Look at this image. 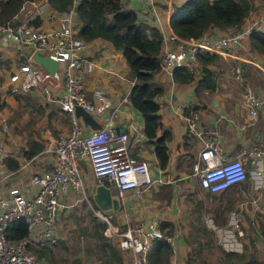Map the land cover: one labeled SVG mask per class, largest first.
Returning <instances> with one entry per match:
<instances>
[{
	"label": "built area",
	"instance_id": "2783aa9c",
	"mask_svg": "<svg viewBox=\"0 0 264 264\" xmlns=\"http://www.w3.org/2000/svg\"><path fill=\"white\" fill-rule=\"evenodd\" d=\"M45 12H49L51 18L57 16L55 26L39 27L38 22ZM72 12L73 5L66 11H57L46 0H23L16 12L0 22V40L46 55L58 63L57 68L49 73L27 55L8 74L6 81L0 83V97L5 93H28L38 88L45 99H50L51 88L61 84L62 92L55 97V102L69 115L67 133L41 149L52 154L53 162L48 168L38 169L34 164L41 151L30 156L20 155L19 161L13 157L17 166L8 167L5 158L11 155L0 143V264H46L28 250L27 245L39 247L42 243L54 241L60 211L79 199H85L92 213L106 223V232L116 236L118 248L131 254V264H145L151 240L163 236L161 221L154 218L144 224L111 230L109 214L94 205L80 174L79 159L86 158L95 184L112 185L119 203L137 196L154 180L148 174L146 161L130 154L126 133L114 132L105 124L89 130L84 136L82 125L73 114L74 107L80 106L95 119L96 113L109 106V102L100 92L95 96L101 101L99 106L92 105L86 97L84 79L94 63L84 55L86 41L76 35ZM251 30L264 33V12L240 29L215 39L205 36L180 38L174 34L170 38L172 46L160 56L159 67L167 72L176 67L194 72L198 49L218 53L222 49L223 52L235 49ZM234 77L241 78L238 66L234 67ZM241 100L250 117H254L256 108L264 104V96L256 94L249 86L243 89ZM181 118L187 135L202 143L191 169L201 189L221 192L247 179L255 188L262 185L264 140L258 146L242 147L235 155L225 156L211 138L216 131L199 124L196 110L189 109L181 114ZM0 127L6 129L4 120L0 121ZM66 192L75 195L69 204L61 197ZM77 192L80 195L77 196ZM14 218L22 219L26 227V235L19 240L5 237L6 224ZM227 223L226 227H214L217 242L223 249L239 250L243 230L235 210L228 213ZM165 240L173 246L171 235L165 236Z\"/></svg>",
	"mask_w": 264,
	"mask_h": 264
},
{
	"label": "crops",
	"instance_id": "0c3cea01",
	"mask_svg": "<svg viewBox=\"0 0 264 264\" xmlns=\"http://www.w3.org/2000/svg\"><path fill=\"white\" fill-rule=\"evenodd\" d=\"M182 1L121 0L123 6L132 9L139 20L159 30L162 36L161 54L172 46L170 38L174 33L168 23L171 6L180 4ZM252 3L253 12L251 11L252 13L250 12L244 19L241 26L246 25L255 12L261 11L257 2L252 0ZM72 20L74 24L78 23L74 9ZM56 22L57 16L51 18L49 12H45L38 25L47 29L55 26ZM229 31L230 28L212 27L205 30L201 36L215 39ZM27 49L21 48L13 42L0 40V83L6 81L8 74L15 70L18 63L28 55ZM203 51L208 52L203 49H198L197 52ZM208 53H214L217 56L212 63L206 64L216 81L213 89L196 87L194 80L187 83L176 82L172 77V71L175 68L167 72L159 67L162 74L158 78L154 77L156 82L158 79L160 80L157 86L161 88L156 96L161 123V126L156 129V134H160L163 128H166L170 133L166 142L167 162L163 167H160L153 154L152 140L147 138L142 131V116L128 101V93L134 78L129 74L128 66L121 52L115 49L109 41L100 38L87 41L84 50V55L91 58L94 63L93 69L85 75L84 79L86 97L92 105L99 106L101 101L97 100L95 96L100 92L109 102V106L103 107L96 113V121L101 126L109 125L114 132L129 134L127 145L130 154L146 161L148 174L152 180L154 179L146 189L137 196L128 197L120 202L119 209L109 214L110 229L120 230L129 225L144 224L154 218L160 221L164 220L169 224L167 226H170L171 237L174 240V244L171 246V264H183L184 257L190 251L184 242L185 218L193 204L185 202V196L203 190L198 186L196 178L191 173L192 164L202 143L187 135L181 114L185 113V110H196L199 124L205 129L216 131V135L211 138L216 141L221 154L225 156L235 155L242 147L258 146L264 140V104L256 108L254 117H250L241 100V93L245 86L253 88L254 92L256 90V94L264 96V52L251 48L247 35H245L235 49L225 52L222 49L220 53ZM235 66H238L241 72L239 79L234 77ZM195 67V74H198L200 68L198 60ZM61 92L62 88L59 84L51 88L50 99H45L38 88H34L28 93H20L21 97L17 96L19 94L5 93L0 97V100L6 104L0 107V121L4 120L6 115L19 105L23 109L18 117L22 121L23 129L19 128L16 131L18 135L15 137L23 139L24 142L28 138L39 142L42 149L59 135L66 134L69 129L68 113L59 109L55 102V97ZM18 100L21 101L17 103ZM113 108L115 109L113 110ZM77 120L82 125V132H86L88 127L82 123L79 117ZM27 123L33 124L28 132L25 130ZM41 140H45L46 143ZM23 147L25 148V145ZM9 152L6 151L19 161V156L22 155L19 148ZM52 162L51 152L41 151L34 164L38 169H44L51 166ZM79 169L82 180L85 181L84 184L89 189L92 184H95V181L86 158L79 159ZM262 186H264V181ZM229 189H234L235 194L241 199L239 206L244 207L248 202L249 206H256L257 211L264 212V196L259 198V190L251 185L249 179L227 190ZM111 193L116 196V190L115 193ZM202 193H205L207 198L217 194H210L206 190H203ZM61 197L65 203L69 204L75 195L66 192ZM197 198L206 203L204 197L198 196ZM65 210L67 209L64 208L62 211ZM237 217L239 220L238 213ZM227 224L226 220L224 226L226 227ZM239 225L241 227L240 222ZM111 236L115 237L116 243V236L114 234ZM254 236L258 237L256 233ZM242 238L243 236L240 238L241 243L245 242ZM258 240H261V244L263 243L262 238L258 237L255 241L256 244ZM119 251L123 264H131V254L120 249Z\"/></svg>",
	"mask_w": 264,
	"mask_h": 264
},
{
	"label": "trees",
	"instance_id": "16d2710c",
	"mask_svg": "<svg viewBox=\"0 0 264 264\" xmlns=\"http://www.w3.org/2000/svg\"><path fill=\"white\" fill-rule=\"evenodd\" d=\"M21 1L23 0H0V22H3L16 12ZM46 1L52 9L57 11H66L73 5L78 20V23L74 24L78 37L86 42L95 38L109 41L115 49L121 52L134 76V82L128 93V101L140 112L142 116V131L147 138L152 140L153 154L158 166L163 167L167 162L166 142L170 137V133L166 128H163L160 134H156V129L161 126L158 115V103L156 101V96L161 91V88L148 83L152 72L159 67L162 41L159 30L139 20L132 9L123 6L121 0H76L74 4L73 0ZM252 7V0H183L180 4L171 6L168 23L172 32L180 38H199L205 30L212 27L230 28L229 33H231L240 29L244 19L252 11ZM254 10L256 11V8ZM263 12L264 5L261 11L255 12L250 18L253 19L254 16L256 17ZM247 40L251 48L264 52L263 32L251 30L247 33ZM195 57L200 64L198 74L184 67H176L172 71L173 79L178 83H187L194 80L196 87L213 89L216 81L206 64L216 60V54L203 51L196 52ZM135 80H138V82ZM4 105V101L0 100V107ZM40 149L41 144L39 142L28 138L25 142V148H22V155L30 156ZM5 162L10 168L17 166V161L12 156H7ZM91 214L100 221H93L94 228L92 229L97 239V242L94 241L93 245L102 250L105 257L104 264H123L117 244L109 241L108 237L101 232L106 227V223L93 213ZM91 219L94 220L93 218ZM167 224L164 220L160 222L163 236L151 240L149 249L146 252L145 264H171L172 247L165 240V236L171 235V228ZM196 229L209 234V236L211 234L205 226ZM86 230V226L79 227V231L82 233H86ZM255 233L264 241V212L262 220L258 222V228L252 236ZM25 235L26 227L22 219L14 218L8 221L5 227L6 238L19 240ZM242 236L245 245L247 238L245 239L244 233ZM252 236L248 237L247 240L249 248L255 245ZM56 239L43 243L34 249L30 245H27L26 248L36 257L43 259L45 246L54 244ZM184 242L191 251L190 241L187 236H184ZM200 245L201 243L197 241L198 248ZM88 248L89 246H85L86 250ZM193 260L194 258L188 253L184 258V264H196ZM76 262L77 260L72 261V263ZM46 264L49 263L47 262ZM218 264H264V259H258L253 252L247 253L245 249L234 251L221 248Z\"/></svg>",
	"mask_w": 264,
	"mask_h": 264
},
{
	"label": "rangeland",
	"instance_id": "374dc122",
	"mask_svg": "<svg viewBox=\"0 0 264 264\" xmlns=\"http://www.w3.org/2000/svg\"><path fill=\"white\" fill-rule=\"evenodd\" d=\"M254 2H257L259 7L261 8L264 5V0H254ZM128 70L129 74H131L133 78V72L129 69V67ZM161 74L162 71L158 67L152 72L148 83L153 86L159 84L160 80L158 79V82H156L154 77L158 78L159 76H161ZM256 77L260 78L259 76ZM135 81L138 82V80ZM17 96L21 97L20 94ZM20 101L18 100L17 103ZM22 111L23 109L19 105L15 109H12L4 119V122L6 124L8 123L9 125L7 124L5 130H1L0 127V143L3 146L5 152L7 151L8 153H10L9 151L14 150L15 148H19L20 151H22L23 145H25L23 139H17V137H15L16 135H18L16 131H18L19 128L22 127V121L18 118L20 117L19 115ZM30 126H33V124L27 123L25 125L26 132L30 130ZM126 135V143L128 144L130 135ZM44 143H46V141ZM109 187L111 192L115 193L114 187L112 185H109ZM257 190H259V198L262 195L264 196V186L258 187ZM202 191L198 190L193 194L191 193L185 196V202L188 201L191 203V205L193 204V206L191 207L185 218L186 233L184 236H187L190 241L191 251H189L188 253L191 254L192 258H194V263L218 264L220 249L223 248V246L217 242L214 227L224 226V223L227 220L228 213L231 210H235L240 217L239 222L244 231L245 239L247 238L248 240V237H251L258 228V222L262 220L263 213L257 211L256 206H249L248 202L245 203L244 207L239 206V201L241 199L238 195L235 194L236 192L234 189H229L224 192L211 195L208 198L204 195L205 193H202ZM76 195L78 196L80 194L77 192ZM198 196H200L201 198L204 197L206 203H203L201 199H198ZM257 200L259 199L257 198ZM87 204L88 203L85 199H79L78 202L67 206V210L62 212L60 211L56 227L57 239L54 244H48V246H45V249L43 250L45 253L43 258L45 263L104 264L105 257L102 250H99L96 246L94 247L93 245L94 241L97 242L96 236L94 235V231L92 229L94 228L93 221H100L96 217L92 216V212ZM91 218H93L94 220H92ZM85 226L87 228V232H80L79 227ZM201 226H205L206 229L210 231V236L209 234L196 229L200 228ZM101 232L103 235L108 237L109 241L115 243V237L108 235L106 232V228H104V230H102ZM252 237L254 238V242L257 241L256 236ZM247 240L246 244L244 245V242H242L240 249L236 251L245 249L247 253L253 252L258 259L263 260L264 241L261 244V240H258L257 244L255 243L253 247L249 248ZM197 241L201 243L199 248L197 246ZM30 246L33 249L37 248L33 245ZM85 246H89L88 250L85 249ZM74 260H77V262L72 263V261Z\"/></svg>",
	"mask_w": 264,
	"mask_h": 264
},
{
	"label": "water",
	"instance_id": "95a60500",
	"mask_svg": "<svg viewBox=\"0 0 264 264\" xmlns=\"http://www.w3.org/2000/svg\"><path fill=\"white\" fill-rule=\"evenodd\" d=\"M27 54L35 63L42 66L49 73H52V71L57 68V61L46 55L31 51L30 49H27ZM73 114L75 117H79L82 123L88 127V130L83 133L84 136L89 134V130L99 128L101 126L89 112L85 111L80 106L74 107ZM89 192L94 205L104 214H111L119 209V200L111 193V190L107 185L102 183L92 184L89 187Z\"/></svg>",
	"mask_w": 264,
	"mask_h": 264
},
{
	"label": "clouds",
	"instance_id": "9594fccd",
	"mask_svg": "<svg viewBox=\"0 0 264 264\" xmlns=\"http://www.w3.org/2000/svg\"><path fill=\"white\" fill-rule=\"evenodd\" d=\"M77 118V117H76Z\"/></svg>",
	"mask_w": 264,
	"mask_h": 264
}]
</instances>
